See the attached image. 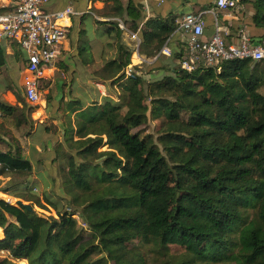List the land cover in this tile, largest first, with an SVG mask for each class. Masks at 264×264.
I'll return each mask as SVG.
<instances>
[{
    "label": "trees",
    "instance_id": "1",
    "mask_svg": "<svg viewBox=\"0 0 264 264\" xmlns=\"http://www.w3.org/2000/svg\"><path fill=\"white\" fill-rule=\"evenodd\" d=\"M97 1L104 8L82 15V24L94 16L106 21H97L95 34L80 30L77 60L94 66L91 78L110 81L117 95L85 102L69 91L67 100L54 102L48 94L46 107L57 104L60 114L51 119L64 123L68 156L65 166L51 160L52 187L42 198L24 180L33 173L32 159L0 124L8 139L0 138V177H24L0 192L33 209L0 199V264H264V60L187 73L180 52L156 66L157 58L148 75L164 73L158 80L126 78L134 36L139 53L154 57L176 31L177 16L142 23V6L133 0ZM252 8L253 26L264 30V0ZM254 42L264 47V37ZM17 57L25 70L24 54ZM5 90L22 106L0 100V117L23 127L28 138L34 107L23 87L6 81ZM149 122H156L155 134L142 132ZM171 247L181 248V256Z\"/></svg>",
    "mask_w": 264,
    "mask_h": 264
},
{
    "label": "built area",
    "instance_id": "2",
    "mask_svg": "<svg viewBox=\"0 0 264 264\" xmlns=\"http://www.w3.org/2000/svg\"><path fill=\"white\" fill-rule=\"evenodd\" d=\"M48 0H0V39L15 43L23 52L26 61L25 78L23 79L24 97L29 105L42 104L39 90L41 81L51 80L56 72V65L60 48L69 35L67 22L76 16L71 6L62 10L47 11L45 5ZM240 10V0H214L211 15L214 12L223 13L227 20L234 19V14ZM119 26L124 29L119 21ZM214 32L210 37H205L206 22L202 13H187L177 21L174 33L179 36L182 44V57L178 64L187 73L213 69L216 73L221 71V65L235 60H251L260 62L264 60V47L253 41L252 37L244 30L237 29L234 42L228 43L225 35L228 31L220 28L217 16L213 20ZM222 33H225L223 36ZM136 40V51L133 56L143 61L138 51L139 40ZM170 40L164 44L158 57L171 58L175 53ZM137 64H129L123 71L124 77L137 74ZM101 95H106L104 85L97 84ZM40 102V103H39ZM68 213L82 228L86 225L80 220L78 212L67 207ZM3 254V252H0Z\"/></svg>",
    "mask_w": 264,
    "mask_h": 264
},
{
    "label": "rangeland",
    "instance_id": "3",
    "mask_svg": "<svg viewBox=\"0 0 264 264\" xmlns=\"http://www.w3.org/2000/svg\"><path fill=\"white\" fill-rule=\"evenodd\" d=\"M78 1L81 2V0H78ZM209 1H212V0H199V5H201V6L206 5L207 2H209ZM179 2H180L179 0H163V3L161 4L160 7H161V9H167V8L172 7V6L177 7V4ZM253 2H254V0H251L248 3H250L252 6ZM197 5H198V3H197ZM180 9H182L181 6H180ZM184 9H186V8L183 7L182 10H184ZM178 11H180V10H178ZM219 21L221 23L227 22L226 20H224L222 18L219 19ZM221 23H220V28L222 29ZM132 41H134V40H132ZM173 47L176 50L174 53L180 54V52L182 51V44L179 42V39L173 43ZM21 53L24 54V52L19 47L15 46L12 55L6 56V66H5V68L4 67L0 68V83L2 85L5 83V86H6V81H10L14 85L13 81L9 78V76L11 75L12 72H14V73L19 72L20 73L19 67H20V63L22 60L21 61L18 60L17 55L20 58ZM142 59H144V58L142 57ZM146 59H144V60H146ZM160 59H161V61H159L156 64V66L165 63V61L168 60L169 58L168 57H160ZM137 62H138V60L132 54L131 63L137 64L136 67L140 70V72H139V70H137L136 72H137V74H141L143 76V79L145 82H150V81L158 80L161 78L160 76L157 77V75L160 72H156V70H153L152 75H148V72H149L150 68H152L153 64L147 63L148 61L143 62V63H137ZM175 63L177 64V62H175ZM57 65H56V67H57ZM71 66H73V65H71ZM58 68H60V73H58L56 71L54 76L50 80V82H48V84L43 85L41 88L40 93H41L42 99L44 101H46V98H47L48 94L50 93L51 99H53L55 102L56 101L55 96H57L56 93H57V91H60V90H61L62 95L66 96V97H67V95H70L69 91H73L74 95H77L78 97H80L85 102H87V101L89 102L90 100H95V99L98 101H101L102 99L106 98L105 96L101 95L98 88L96 87L97 84H102V83L93 80L91 78V75L89 74V72H91V69L93 70L95 68L94 66L91 67V69H86L84 66H81L79 63H77V65H74V68H72L73 71L71 73V68L64 65L63 62H61V64L58 65ZM70 73L73 75L72 81L69 80V75H71ZM22 75H23L22 79H24L25 76H24V74H22ZM26 76H27V74H26ZM58 77H60V80L64 81V84L61 87L59 86L60 84L57 85L55 82L56 78L58 79ZM69 83H70V85H69ZM18 85L21 89L22 80H19ZM102 85H104V87H105L106 95H109L111 97H115L117 95L116 90L114 88H112L110 81L105 82ZM56 86H58V87H56ZM20 95H21V90H20ZM56 105H49L48 107H46L47 105H45L44 112H46L47 116L50 119L52 118V116H57V117L60 116V114L57 113ZM33 107H34V111L31 114V119L33 120L34 123H33L32 128L28 129V136L31 135V132L34 131V129L36 128V125L37 126H39V125L44 126L45 128L44 127L43 128L45 130H42V126L39 127V129H37L36 132L32 133V138L29 141L26 140L27 136L25 137L22 135L23 127L20 128L21 129L20 132L17 131V133H16V135H17L16 139L20 142V144L21 143L23 144V145L21 144V146L23 147V154L25 156H27L30 160L32 159V161H33V173L30 174L28 177H25V178L23 176H19V175H6L3 177H0V187L8 186L10 184L15 185L16 182L18 183V182H23L24 180H26L29 183L33 184L34 189L32 190V192L34 194H36L39 198H42V196H41L42 192L45 190H49L50 187H52L51 178L55 173V169L51 165V160L53 158H56L57 162L59 163L60 166H65V159L67 158V156H66L67 149H66V146L64 144V136L62 133V129H60V127H58L59 125L57 126V128L51 127L52 133H49V130H50V128L48 126L49 124H47L46 120L43 119V116H42L41 111H40L41 109L44 108L43 102H42V104L40 103V104H37ZM41 121H42V124H41ZM4 122L8 123V121H4ZM58 122H60V121H58ZM10 125L12 126L13 124L11 123ZM155 126H156V122H149V124L142 129V132H145L146 134H155V132H154ZM2 131L8 132L5 129V125H3V127H2ZM9 135L14 137L11 133H9ZM44 142H45L46 147H47L46 150L42 149V143H44ZM23 178H24V180H23ZM0 198L11 203L12 205H16V203L18 201L15 198H12L8 195L3 194L2 192H0ZM22 201H24V200H22ZM24 203H26V202H24ZM35 210L41 214L46 215V216L54 215L53 211L50 209L48 210V212L44 211V210H40L38 208H35ZM170 251L175 257H180L181 252L183 250L181 248H178V247H171ZM1 256H2V254L0 253V257ZM20 264H22V263H20ZM218 264H233V263H218Z\"/></svg>",
    "mask_w": 264,
    "mask_h": 264
},
{
    "label": "crops",
    "instance_id": "4",
    "mask_svg": "<svg viewBox=\"0 0 264 264\" xmlns=\"http://www.w3.org/2000/svg\"><path fill=\"white\" fill-rule=\"evenodd\" d=\"M126 1V0H124ZM180 2L177 4V7H170L167 9H161V4L163 3V0H133V2L135 4H140L142 6V15L144 16V20L142 21V23L148 19L149 17L152 16H161V17H166L169 13H172L174 15L177 16V21H179L183 15L187 14V13H202L203 14V19L206 22V29H205V37H210L213 32H214V28H213V20L214 17L217 16L218 19H224L227 22H223L221 23L219 21V23L222 24V28L228 31V34L225 35V33H222V35H225V39L228 43L230 42H234L237 36V29H244L251 37L254 41H257L259 39H261L262 37H264V30L263 29H259V28H255L252 24V16L254 14V10L252 9V6L250 3H248L251 0H248V2H241L240 0V10L238 13L234 14V19H230L227 20L225 15L223 13H219V12H214V15H211V10L213 9L214 6V0L207 2L206 5H199V0H179ZM198 3V5H197ZM66 6H71L74 10V12L77 14L76 16H73L70 18V20L67 22V24L69 25V35L66 39V41L63 43V45L60 48V54L58 57V65L61 64V62L64 63V65L68 66L71 68V73H72V68H74V65H77L78 60H77V51H76V42H77V38H78V33L80 32V30L82 28H86V27H90V34H95V32L98 29V23L97 21H106V19L103 18H98L96 16H94L93 21L88 25V23L85 22V24H82L81 21V16L87 13H93L94 10L97 11H101L104 8V4L97 1V0H48V3L45 5V9L47 11L53 12V11H58V10H62L63 8H65ZM180 6L185 7L186 9L182 10L180 9ZM180 10V11H178ZM136 36V35H135ZM136 38H138L136 36ZM179 39V36L174 33L172 34V36L168 39L170 40V46H172L171 44L176 42ZM139 40V45H138V51L140 50V45H141V41ZM180 42V40H179ZM0 46L4 49L6 56L8 55H12L13 51H14V47H18L15 43H11L8 40L5 39H0ZM140 54V53H139ZM141 57H143V62L148 61L147 63L149 64H154L155 60H153L156 55L154 57H146L145 54L141 53L140 54ZM159 61H161V59H159ZM58 65L56 67V71L58 73H60V68H58ZM73 65V66H71ZM69 73V72H68ZM70 73V74H71ZM26 75L25 70L14 73L12 72L11 75L9 76V78L13 81L14 84L18 85L19 80H22V87H23V75ZM164 73L160 72L158 76H162ZM73 75H69V80L72 81ZM75 76V75H74ZM50 81V80H49ZM54 81V80H53ZM52 81V82H53ZM56 84H60L59 86L61 87L64 84L63 80H60V77H58V79L56 78L55 80ZM70 85V83H69ZM68 85V86H69ZM5 83L2 85L0 83V100L7 102L8 104H10L11 106H17L19 108H21V105L17 102L16 97L10 92V91H6L5 90ZM58 87V86H56ZM69 88V87H68ZM105 88V87H104ZM5 90V91H4ZM57 96H55V100L58 102L61 97L63 96L60 91H57L56 93ZM69 98V95L64 96V99L67 100ZM115 98V97H112ZM43 102V109H41V114L43 116V119L46 120L47 124H49V133H52V129L51 127H55L57 128L60 127V129L63 130L64 127V123L63 122H58L57 120H52L50 119L46 112H44L45 109V105L46 102L44 100H42ZM3 123V125H5V129L6 131H8V133H11L15 138L17 137L16 133L17 131H21V129H18L15 124L11 121H8V123L4 122V120L0 117V124ZM13 124L12 126L10 124ZM44 123V122H43ZM42 124V121H41ZM40 126L36 125V128L34 129V132L37 131V129H39ZM32 133L31 135L26 138L27 141H29L32 138ZM4 134V133H3ZM3 134L0 133V138L3 139V141L7 142L8 139L6 138V136H4ZM46 142V141H45ZM42 143V146L46 144ZM28 143V142H27ZM22 144V143H21ZM23 145V144H22ZM43 149V147H42ZM47 149V147H46ZM45 150V149H43ZM66 156H68V153L66 152ZM1 199V198H0ZM3 200V199H2ZM24 202V201H23ZM3 239V231L2 229H0V240ZM5 253L2 254L1 257H4ZM16 264H20V263H26V261L24 260H16L15 261ZM27 264V263H26Z\"/></svg>",
    "mask_w": 264,
    "mask_h": 264
},
{
    "label": "water",
    "instance_id": "5",
    "mask_svg": "<svg viewBox=\"0 0 264 264\" xmlns=\"http://www.w3.org/2000/svg\"><path fill=\"white\" fill-rule=\"evenodd\" d=\"M16 206L22 207L27 211H33L32 207L29 204L24 203L22 200H18Z\"/></svg>",
    "mask_w": 264,
    "mask_h": 264
},
{
    "label": "bare ground",
    "instance_id": "6",
    "mask_svg": "<svg viewBox=\"0 0 264 264\" xmlns=\"http://www.w3.org/2000/svg\"><path fill=\"white\" fill-rule=\"evenodd\" d=\"M17 204V203H16Z\"/></svg>",
    "mask_w": 264,
    "mask_h": 264
}]
</instances>
